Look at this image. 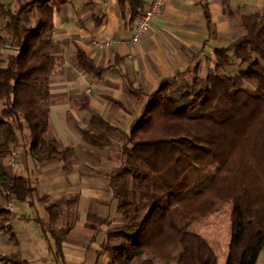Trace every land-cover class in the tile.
Wrapping results in <instances>:
<instances>
[{
	"label": "trees",
	"instance_id": "trees-1",
	"mask_svg": "<svg viewBox=\"0 0 264 264\" xmlns=\"http://www.w3.org/2000/svg\"><path fill=\"white\" fill-rule=\"evenodd\" d=\"M65 1L0 0V215L9 214L5 201H24L35 191L30 179L5 165L17 143L37 163L65 161L71 151L48 136L49 78L60 59L53 12ZM31 11L37 12L34 25L26 24ZM242 25V36L216 50V65L205 78L198 66L163 78L145 95L130 131L122 132L127 165L107 180L126 223L107 231L101 245L110 252L106 264H133L143 257L141 264L156 258L217 264L213 245L193 223L225 203L231 208L225 264L257 263L264 248V11L243 15ZM77 59L85 70L104 69L81 50ZM191 72L192 88H174ZM91 122L105 130H82L83 140L95 147L111 145L108 130L121 132L99 115ZM195 171L206 179L195 184ZM129 176L131 185L124 178ZM47 209L54 221L59 205L48 203ZM112 238L118 241L111 245Z\"/></svg>",
	"mask_w": 264,
	"mask_h": 264
},
{
	"label": "crops",
	"instance_id": "crops-1",
	"mask_svg": "<svg viewBox=\"0 0 264 264\" xmlns=\"http://www.w3.org/2000/svg\"><path fill=\"white\" fill-rule=\"evenodd\" d=\"M149 5L150 0H66L54 9L52 38L60 59L49 78L48 136L73 154L67 156L70 162L37 163L23 149L14 166L5 160L35 191L24 201L9 199L23 206L20 212L15 207L0 215L1 258L22 264L107 263L101 245L111 225L97 220L111 221L118 202L104 194L96 178L80 177L77 168L86 164L89 147L82 138L84 123L99 115L129 132L145 95L163 78L196 66L206 74L216 65V50L244 34L243 15L264 11V0H167L148 33L133 43L136 22ZM78 50L104 69L81 68ZM131 100L137 104H127ZM48 203L59 205L54 221Z\"/></svg>",
	"mask_w": 264,
	"mask_h": 264
},
{
	"label": "rangeland",
	"instance_id": "rangeland-1",
	"mask_svg": "<svg viewBox=\"0 0 264 264\" xmlns=\"http://www.w3.org/2000/svg\"><path fill=\"white\" fill-rule=\"evenodd\" d=\"M35 14H37L36 11H31L28 13L29 18L26 21V24L34 25L35 20H36ZM7 53L8 51L6 50L5 54ZM4 59H5V56L2 55L1 60H4ZM205 75L206 74H204L203 72L200 73V77L202 78H205ZM195 76L196 75L193 72L185 74L183 79H179V81L175 83L174 88L175 87L178 88L177 90L178 91L180 90L181 92L187 89H190V87L192 88L193 78ZM49 99L50 98H48L47 100L48 103L50 102ZM127 104H129L130 106H134L137 103L134 100H131L127 102ZM0 109H1V104H0ZM84 124L86 128L96 133L105 131L104 128L98 125H94L91 121L90 122L87 121ZM108 131L109 132L107 133L112 139L111 145H103L100 148H98L86 142L89 144V147L88 146L86 147V152H87L86 164L82 167H78L77 170L81 178H87V179L96 178V182H99V186L101 190L104 192V194H107L109 196L111 195L112 191L108 186L107 178L109 177L111 173L115 175L118 174V171L121 169V167L127 165V163H126L125 155L123 154V151H122V148L124 144L126 143V136L122 133L123 132L122 130H120L121 132L114 131V130H108ZM124 133L126 134V132ZM13 149L23 151L22 143L20 142L19 144L17 143V145ZM72 154H73L72 151H70L67 154V156H72ZM67 158H65L66 162L70 160V159L68 160ZM66 167H67L66 168L67 170L71 169L70 165ZM203 177L204 175L202 173L195 171L194 178H193L195 184H197L199 181L206 179ZM124 178H129V183L130 185L132 184V179L130 176L124 177ZM102 200L106 201L105 199H102ZM15 207L17 210L19 208V212H20V209L23 208L22 205L19 207L15 205ZM230 210H231L230 205H227V203H225L223 204L221 209H219L218 211L212 212L211 214H208L205 217H201L193 223V229H195L199 234L206 237L209 240V242H211V244L213 245L215 249V253L217 255V264H225L226 258H227L229 242H230V237H231L230 236ZM111 223L112 224L109 228L115 229V228L122 227V225L126 223V220L117 211V214L113 216ZM107 238H108V235H106L105 239ZM117 241L118 239L112 238V241H110V244L112 245L116 243ZM107 255H108L107 257L110 258V252H107ZM143 259H145V257H143ZM142 260L141 259L136 260L133 264H141ZM100 264H106V262L100 263ZM154 264H175V262L174 260L168 262L166 260H161L160 258H156L154 260ZM256 264H264V248L262 252L260 253V256Z\"/></svg>",
	"mask_w": 264,
	"mask_h": 264
},
{
	"label": "built area",
	"instance_id": "built-area-1",
	"mask_svg": "<svg viewBox=\"0 0 264 264\" xmlns=\"http://www.w3.org/2000/svg\"><path fill=\"white\" fill-rule=\"evenodd\" d=\"M167 4V0H150V5L149 7L139 16L136 25H135V31L134 34L131 37V42L137 43L140 41V39L148 33L150 28L152 27L155 19L159 14H161ZM111 42H106V46L110 45ZM7 48H14L18 49L16 46H11L7 45ZM95 79L93 83L88 87L87 91L91 92L93 86H95ZM18 150L13 149L10 156L9 160L11 164L14 166L16 163V155H17ZM4 195L7 194V192H3ZM6 208L8 210H15V206L12 203L11 200H8L6 203ZM0 264H8L0 261Z\"/></svg>",
	"mask_w": 264,
	"mask_h": 264
}]
</instances>
